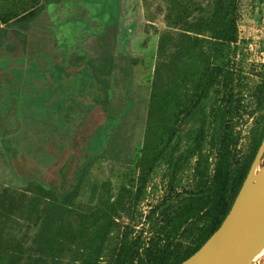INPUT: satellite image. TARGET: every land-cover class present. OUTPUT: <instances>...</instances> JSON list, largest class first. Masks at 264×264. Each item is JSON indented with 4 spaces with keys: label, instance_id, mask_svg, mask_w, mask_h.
<instances>
[{
    "label": "rangeland",
    "instance_id": "rangeland-1",
    "mask_svg": "<svg viewBox=\"0 0 264 264\" xmlns=\"http://www.w3.org/2000/svg\"><path fill=\"white\" fill-rule=\"evenodd\" d=\"M208 5L0 0V264L34 258L47 209L56 202L50 169L79 134L86 140L77 145V172L59 187L76 193L67 205L72 213L46 264H83L86 240L106 213L113 226L99 264H120L122 254L126 264H173L197 245L205 220L181 226V210L194 192L212 186L226 149L228 201L264 135V0H239L238 38L205 102L203 145L194 149L189 127L171 162L156 164L143 153L156 66L177 50L184 22ZM218 45L205 42L201 54L213 66Z\"/></svg>",
    "mask_w": 264,
    "mask_h": 264
},
{
    "label": "trees",
    "instance_id": "trees-1",
    "mask_svg": "<svg viewBox=\"0 0 264 264\" xmlns=\"http://www.w3.org/2000/svg\"><path fill=\"white\" fill-rule=\"evenodd\" d=\"M238 10L239 0H209L207 8L182 25L177 50L167 61H161L156 66L143 146L144 155L150 160H155L156 164L169 163L174 159L176 154L174 147L179 146L183 133L189 127L195 128L197 143L194 149L203 145L208 127L205 102L216 77L223 71L227 48L237 41ZM209 40L219 44L221 50L219 58L214 57V60L219 62L215 66L210 59H203L201 55L206 49L205 42ZM204 75L206 78L203 80ZM207 75L210 77L207 78ZM100 111L104 113L103 109ZM82 137L79 134L75 141L77 144L74 143L75 147L72 146L66 151L58 164L50 169L52 175L57 178L54 183H50L55 184L58 189L56 202L47 209L36 238L35 256L29 264H46V259L57 245L64 216L72 213L67 209V205L76 197V193L61 192L59 187L63 179L69 183L77 172V162L81 154L77 145L81 146L86 140L85 137L82 140ZM263 139L264 135L251 164L228 201L232 184L227 149L218 163L212 186H205L193 193L191 200L181 210L180 225H185L196 218L205 220L203 235L196 246L173 264H181L194 255L220 228L247 178ZM191 153L193 152L188 156ZM70 158L72 163L65 167ZM170 169L171 176H175L178 171L177 164L172 162ZM199 170L201 171V167ZM103 219L104 221L91 231L86 240L84 247L86 258L83 264H99L101 261L105 242L113 226V220L107 213ZM126 261V255L122 254L120 264H126Z\"/></svg>",
    "mask_w": 264,
    "mask_h": 264
},
{
    "label": "water",
    "instance_id": "water-1",
    "mask_svg": "<svg viewBox=\"0 0 264 264\" xmlns=\"http://www.w3.org/2000/svg\"><path fill=\"white\" fill-rule=\"evenodd\" d=\"M264 139L220 228L181 264H256L264 251Z\"/></svg>",
    "mask_w": 264,
    "mask_h": 264
},
{
    "label": "bare ground",
    "instance_id": "bare-ground-1",
    "mask_svg": "<svg viewBox=\"0 0 264 264\" xmlns=\"http://www.w3.org/2000/svg\"><path fill=\"white\" fill-rule=\"evenodd\" d=\"M263 256H264V251L261 253L260 257H263ZM260 257H259V258H260Z\"/></svg>",
    "mask_w": 264,
    "mask_h": 264
}]
</instances>
